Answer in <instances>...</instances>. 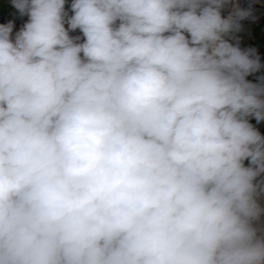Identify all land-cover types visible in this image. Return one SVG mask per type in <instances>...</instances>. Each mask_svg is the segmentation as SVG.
Segmentation results:
<instances>
[{
  "label": "clouds",
  "instance_id": "1",
  "mask_svg": "<svg viewBox=\"0 0 264 264\" xmlns=\"http://www.w3.org/2000/svg\"><path fill=\"white\" fill-rule=\"evenodd\" d=\"M12 2L28 20L0 25V264H264V77L228 39L251 8Z\"/></svg>",
  "mask_w": 264,
  "mask_h": 264
},
{
  "label": "trees",
  "instance_id": "2",
  "mask_svg": "<svg viewBox=\"0 0 264 264\" xmlns=\"http://www.w3.org/2000/svg\"><path fill=\"white\" fill-rule=\"evenodd\" d=\"M264 4V0H257ZM71 3L72 0H66L65 10L68 12L69 16L72 15L71 12ZM249 3V2H248ZM249 7L253 11L254 8H257L255 5L249 3ZM248 7V8H249ZM230 10L222 12V16L226 17L229 14ZM27 15L21 16L18 9L13 5L12 0H0V25H6L9 22H12L13 26L23 25L27 22ZM253 42L249 49H255L256 55L259 56L261 68L259 71L246 77L252 83H260V77H264V24L261 23L260 26L254 27L253 32ZM249 122L259 131V133L264 136V121L257 122L253 117H249ZM249 162L245 161V166H248Z\"/></svg>",
  "mask_w": 264,
  "mask_h": 264
},
{
  "label": "rangeland",
  "instance_id": "3",
  "mask_svg": "<svg viewBox=\"0 0 264 264\" xmlns=\"http://www.w3.org/2000/svg\"><path fill=\"white\" fill-rule=\"evenodd\" d=\"M234 3H239V5L242 8H248L249 7V3H251V5H255L257 8H254L253 15L255 16V19H246L241 21L242 24V30L240 32L234 33L232 34V37H228L229 42L233 43L234 45L237 43V41L239 42V47L242 50H247L250 48L252 42H253V36H252V32H253V28L254 27H258L261 25V23L264 24V4L262 2H259L257 0H233ZM249 2V3H248ZM233 7V3H229L223 10L222 12L226 11V10H230ZM65 27L67 28V24H65ZM69 35L71 37H76V36H80L81 37V42L83 40V36L82 33L79 31V29L75 30V31H70ZM258 227H264V225H257Z\"/></svg>",
  "mask_w": 264,
  "mask_h": 264
},
{
  "label": "crops",
  "instance_id": "4",
  "mask_svg": "<svg viewBox=\"0 0 264 264\" xmlns=\"http://www.w3.org/2000/svg\"><path fill=\"white\" fill-rule=\"evenodd\" d=\"M23 25H15V26H13V31H12L13 38L15 37V33L18 32L23 27Z\"/></svg>",
  "mask_w": 264,
  "mask_h": 264
},
{
  "label": "built area",
  "instance_id": "5",
  "mask_svg": "<svg viewBox=\"0 0 264 264\" xmlns=\"http://www.w3.org/2000/svg\"><path fill=\"white\" fill-rule=\"evenodd\" d=\"M259 179H264V177H261ZM262 206H264V199L261 200ZM257 225H264V216L261 217V220L258 222Z\"/></svg>",
  "mask_w": 264,
  "mask_h": 264
}]
</instances>
